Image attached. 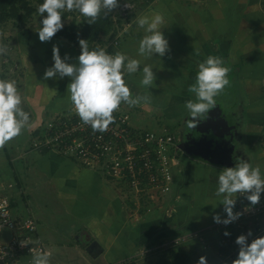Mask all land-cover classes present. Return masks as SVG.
I'll return each instance as SVG.
<instances>
[{"label":"crops","instance_id":"crops-1","mask_svg":"<svg viewBox=\"0 0 264 264\" xmlns=\"http://www.w3.org/2000/svg\"><path fill=\"white\" fill-rule=\"evenodd\" d=\"M155 1L143 5L140 15L153 12L164 15L165 22L161 28L169 39L170 50L164 57L157 54L156 57L145 58L137 52L139 35L125 42L122 51L140 59L141 68L145 63L151 64L156 75L150 87L140 84L138 93L134 87L136 78L133 74L129 76L134 95L147 97L132 110L144 104L165 109L163 116L167 122L156 130L167 128L174 133L173 129L178 127L180 137L185 122L181 125L176 121L181 116V106L194 97L188 87L194 82L197 63L209 54L218 55L232 69L240 86L241 94L233 108L235 121L229 118L230 123L241 136L247 160L254 167L264 168V150L260 145L264 132V0H196V4L169 0L149 6ZM39 41V37L35 39L36 44L32 45L36 48L31 50V54L37 62L43 60L44 63L37 66L33 64L36 61L30 58L25 63L31 69L41 70L38 73L36 69L31 74V82L40 84L30 87L25 108L34 126L0 146V166L23 165L21 174L15 168V182L9 187L18 188L22 196L30 185L39 188L55 209H49V205L44 203L35 209L29 203V197L25 201L26 214L14 216L35 219L37 237L51 252V257L61 264H124L130 261L153 264L152 261L147 263V259L162 250L171 252L177 248H182L180 252L190 260V264H197L195 256L198 252L206 256L208 264H215L213 253L208 251L205 254L198 239L188 237L176 246L172 241L198 231L206 240L215 238L216 232L208 226L223 205L220 204L222 196L216 195L211 199L210 192L222 169L185 154L181 157L178 146L180 162L174 167L171 193L166 196L158 193L140 195L131 193L126 183L113 180L100 171L55 152L39 151L33 147L48 117L71 104L67 91L71 82L69 77L44 79L43 70L53 64V47H59L62 57L66 54L71 57L72 51H76L73 45L65 49L52 39L41 46L37 44ZM79 46L76 57L81 50ZM76 57L73 62H68L77 63ZM141 76L142 73L137 77L139 81ZM161 83L163 85L158 88ZM159 98L167 103L160 105L156 102ZM187 118L188 111L184 121ZM198 185H201L200 189H193ZM8 198L14 212L16 204L11 197ZM143 205L146 207L142 210Z\"/></svg>","mask_w":264,"mask_h":264},{"label":"clouds","instance_id":"clouds-1","mask_svg":"<svg viewBox=\"0 0 264 264\" xmlns=\"http://www.w3.org/2000/svg\"><path fill=\"white\" fill-rule=\"evenodd\" d=\"M119 0H42L37 12L40 14L39 27L35 29L41 42L50 41L64 28V12L76 10L92 24L103 12L105 15L115 9ZM128 7L131 5L128 3ZM134 22L143 29L139 40L138 55L148 58L164 57L170 50L169 39L161 26L164 15L153 12L151 15H137ZM81 48L77 57L78 62L69 63L70 57L61 56L60 49L53 47V64L44 72V79L69 77L67 86L69 99L75 113L81 121L90 125L93 131L103 132L114 121L113 113L122 103L134 106L147 97L134 96L126 77L142 73L139 83L151 86L156 75L151 64L145 63L141 68V60L131 57L123 51L109 52L105 48H90L88 41L79 39ZM6 47L0 46V54L6 53ZM230 68L222 57L214 54L207 55L198 61L194 82L188 91L194 94V99L185 101L188 111L186 126L196 127L211 109L217 106L216 98L221 94L230 81ZM24 99L14 79L0 78V146L21 135L25 129L34 126L31 115L23 107ZM264 193V174L259 165L253 166L250 160L237 157L233 167H224L217 175L216 195L222 196L220 204L224 206L226 218L217 213L213 219L216 223L225 225L237 220L242 213L235 212L237 199L234 194L245 196L254 206L261 200ZM225 235L230 233L225 232ZM252 232L241 234L235 243L239 251L231 264H264V236H259L249 243ZM23 245H27L22 241ZM31 264H50V253L46 250L31 249ZM197 264H208L207 258L201 256Z\"/></svg>","mask_w":264,"mask_h":264},{"label":"built area","instance_id":"built-area-1","mask_svg":"<svg viewBox=\"0 0 264 264\" xmlns=\"http://www.w3.org/2000/svg\"><path fill=\"white\" fill-rule=\"evenodd\" d=\"M128 3L131 7L127 6ZM136 10V2H121L113 12L115 34L106 38L105 43L98 47L105 48L110 53L122 51L123 38L128 30L125 25L130 21L128 26L131 27ZM126 80L130 86V77H126ZM132 107L122 103L113 113L114 121L108 129L100 132L93 131L90 125L84 124L70 104L66 109L55 111L48 117L40 136L34 140L33 147L39 151L55 152L100 171L113 180L126 183L131 193H158L166 196L173 189L174 167L180 162L177 154L179 138L167 128L147 130L134 126L131 122ZM260 145L264 150V132ZM261 171L264 174V168ZM233 198L237 199L234 211L242 215L228 225L214 222L208 226L211 231L216 232L215 238L206 240L201 231H198L175 239L172 245H179L188 237H194L204 250L214 251L215 264H231L239 251V246L235 243L239 235H246L251 231L249 243L264 236V193L260 202L254 206L240 194H234ZM219 214L226 218L224 206L220 208ZM37 230L34 218H16L11 200L6 196L0 197V264H31L32 248L48 251L50 264H61L51 257V252L41 243ZM225 232L230 235H225ZM22 241L27 245H23Z\"/></svg>","mask_w":264,"mask_h":264},{"label":"rangeland","instance_id":"rangeland-1","mask_svg":"<svg viewBox=\"0 0 264 264\" xmlns=\"http://www.w3.org/2000/svg\"><path fill=\"white\" fill-rule=\"evenodd\" d=\"M29 1L36 8V12L34 13L32 20L31 22H29L28 26H26L25 28H18V26H16L14 22H9L7 24L0 25V46H5L7 49L6 53L0 54V78L14 79L17 82V86L24 99V103H23L24 109L26 108L28 104V94H29L30 87L32 85L37 86L40 84L37 81L31 82L32 81L31 74L32 73L34 74L36 69H38V71L36 72L38 73L41 72L40 68L31 69L29 65L25 64L26 60L30 58L31 60L36 61V63H33V64H36L37 66H40L41 65L40 63H44L43 60H39L37 62V60L34 59L31 54V50L36 48L32 44L33 43L36 44L35 39L38 38V37H35L38 35L35 29L39 27V21L40 19H42L40 18V14L37 12V8L39 4L42 3V0H29ZM152 1H155V0H138L136 2L137 10L132 16V21L134 20L135 16L140 15V13L142 12L144 8L143 5H146V4L148 5V3ZM157 1H159V3L160 2L166 3L169 0H156L154 4H149V6H153V5L155 6L157 4L156 3ZM182 1H187V2L192 1L196 4L195 2L196 0H182ZM205 1L206 0H203V2ZM152 9H154V7ZM65 12L69 13V16L64 21V28L58 33H61L66 27H70L73 21H76V23H80L83 19V16L80 15L78 11L76 10H72V11L66 10ZM129 23L130 21H127L125 25V28L128 30L125 32V38H123L124 42L122 41L123 46L125 45V42L129 41V39L132 40L133 38H136L137 35H139L138 37H142L144 34L143 29L138 28V26L134 22H132L131 27L128 26ZM58 33L52 38V40L56 42L58 45H62L65 49H70V45L72 44H70L64 36H61V35L59 36ZM43 43L44 42H41V41L37 42V44H39L40 46ZM77 48L78 47L75 46L76 51H78ZM76 51H72L73 56L71 57L69 56L70 57L69 62L70 61L73 62V58L75 59ZM77 57H78V54H77ZM231 70L228 73V78H229L230 83L228 86L225 87V89L221 92V94L216 98V101H217V105L222 109L223 113L227 115L228 121L230 122L229 118H233V122H234L236 113L233 110V108L237 104V96H239V94L241 93H240V86L237 81L236 75H234L233 72H231ZM139 74L140 72L133 74L134 77L136 78V84L134 85L136 89V93L140 91L139 89L140 83H139V80L137 79ZM162 85H163L162 83L158 84V88L161 87ZM148 87L150 86H147V88ZM192 99H194V97ZM227 99L229 100V102ZM156 102L162 106H164L167 103V101H165L164 99H160V98L157 99ZM163 112H166V110L163 108L146 106V104H144L143 107H139V108L132 110L131 122L134 126H137L139 128H143L147 130H156V128H158L159 125L167 122L166 117L163 116L165 115ZM231 112H233L232 116L230 115ZM180 115L181 116L178 117L176 124L181 123V125H183V122H185L184 117L187 116V109L185 108V106H181ZM179 131L180 130L178 127H176V129H173L174 134H176L178 138H179V135H178ZM26 141L27 143L29 142V137L26 138ZM26 141L24 144L27 145ZM7 146L10 147L8 144ZM12 146H13L12 150L15 151V146L14 145ZM248 149L249 148H247V150ZM180 154H181V157L184 156V153L182 151L179 152V155ZM12 166L10 165L0 166V197L7 196L13 199L14 204H16L14 208L15 216L26 214L27 211L25 209L26 208L25 201H27L29 197H30L29 203L32 204L34 208L35 207L38 208L40 203H44V204L49 205V209H55L54 204L49 202L50 200L48 199V196H44L43 194L39 192V188L36 189L35 187L30 185L28 187V190L25 192L24 196L21 195V192L18 188L11 189L9 187V184L11 183L14 184L15 182V177H14L15 174L13 175L15 168L18 174L23 173V169H22L23 165H12ZM200 187L201 185L200 186L198 185V186H195L193 189L198 190L200 189ZM213 187L216 190L217 184L215 183ZM207 203H210V201H208ZM142 207H143L142 208L143 210L146 206L143 205ZM8 235L9 233H7V236ZM181 249L182 248H177L175 251L180 252L182 251ZM169 251L162 250V252H158V254L153 255L152 257L147 259V263H150V261H152L151 263H154V262L161 260L162 257L169 256L170 255ZM208 251L213 253V255H215L214 251L210 249L204 250V253L206 254ZM201 255L206 257L205 255L200 254L199 252H198V255L195 257L199 260ZM208 259L210 258L208 257Z\"/></svg>","mask_w":264,"mask_h":264},{"label":"trees","instance_id":"trees-1","mask_svg":"<svg viewBox=\"0 0 264 264\" xmlns=\"http://www.w3.org/2000/svg\"><path fill=\"white\" fill-rule=\"evenodd\" d=\"M123 1L128 0H119V4ZM129 1L137 2L138 0ZM115 9L108 12L107 15L102 12L92 24L87 23V18L85 17H83L80 23L73 21L70 27H66L58 34L59 36H64L74 47L79 45V39L81 38L88 41L90 48L98 47L105 43L106 38L113 36L116 32L113 22V12ZM35 12L36 8L29 0H0V25L14 22L18 28H25L28 26L29 22H31ZM68 16L69 13L64 12L63 21H65ZM132 93H134V91ZM211 191V199H215V188L212 187ZM214 222L215 221L210 222L209 225ZM169 254V256L162 257L161 260L153 264H190V260L187 259L182 252L171 251ZM124 264L136 263L135 261H130Z\"/></svg>","mask_w":264,"mask_h":264},{"label":"water","instance_id":"water-1","mask_svg":"<svg viewBox=\"0 0 264 264\" xmlns=\"http://www.w3.org/2000/svg\"><path fill=\"white\" fill-rule=\"evenodd\" d=\"M213 110L216 116V119L214 118L213 121L219 122L218 126H215L214 129L206 132L209 135V138H206L205 134L202 135V137H194L192 141L188 142V145L191 147H197V149H185L186 148V143L184 144L183 141L179 142V149L182 151L185 155L191 157L192 159L201 161L206 164L210 165H216L217 167H233V165H227V163L221 164L218 161H215L214 157L215 151L217 149H220L222 153H224L225 150H229V145H231V136L233 133V127L231 123L228 121L226 114L223 113L222 109L220 107H215ZM209 117V116H208ZM208 117L206 119H208ZM202 132V130H200ZM231 133V134H230ZM208 137V136H207ZM226 138L225 144L222 145V138ZM229 141H228V140ZM217 140V141H216ZM223 149V150H222ZM231 149V148H230ZM233 149H231V159L234 160V155H233ZM201 152V154H200ZM203 153V154H202ZM213 158H212V156ZM207 156V157H205ZM224 160V159H222Z\"/></svg>","mask_w":264,"mask_h":264},{"label":"flooded vegetation","instance_id":"flooded-vegetation-1","mask_svg":"<svg viewBox=\"0 0 264 264\" xmlns=\"http://www.w3.org/2000/svg\"><path fill=\"white\" fill-rule=\"evenodd\" d=\"M131 91L133 92L132 88H131ZM134 95V93H133ZM135 96V95H134ZM215 110L211 109L209 111V113L207 115H205L204 117H202V119H199V122L196 124V127H193V128H189L186 126V120L187 119H192L191 117H188L186 120H185V123L183 125V130L180 134V137H179V142L180 141H183L184 144L186 143V148L185 149H197V147L193 148L191 146L188 145V142L192 141L194 137H202L203 134H205L206 138H209V135L207 134L208 131L214 129L215 126H218V123L219 122H215L213 121V119L215 118L216 119V116H215V113H214ZM209 116V117H208ZM208 117V119H206ZM233 127V133L230 138L231 140V145H229V150H225L224 153L221 152L220 149H217L215 152V155L216 157L213 158L212 154V158L215 160V161H218L220 162L221 164L223 163H227V165H235V160L237 159V157H240V158H243V159H246V156L242 150V141H241V136L240 134L238 133V130H236ZM206 129H207V132H206ZM202 130V132L200 131ZM231 134V133H230ZM208 136V137H207ZM226 138H222V145H224L226 142L225 140ZM228 140V139H227ZM217 141V140H216ZM229 141V140H228ZM233 149V155H234V160H232L231 158V149ZM223 150V149H222ZM201 154V152H200ZM203 154V153H202ZM207 157V156H205ZM224 159V160H222ZM212 167H217L216 165H211ZM217 168H220V169H223L221 167H217Z\"/></svg>","mask_w":264,"mask_h":264}]
</instances>
